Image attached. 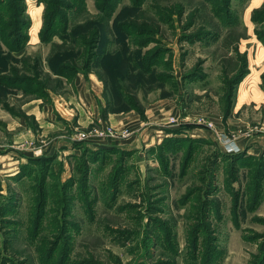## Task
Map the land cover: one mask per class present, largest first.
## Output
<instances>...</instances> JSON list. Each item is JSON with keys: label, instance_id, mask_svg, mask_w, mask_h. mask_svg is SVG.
Segmentation results:
<instances>
[{"label": "rangeland", "instance_id": "rangeland-1", "mask_svg": "<svg viewBox=\"0 0 264 264\" xmlns=\"http://www.w3.org/2000/svg\"><path fill=\"white\" fill-rule=\"evenodd\" d=\"M97 1L64 0L54 31L65 33V42L54 34L44 44L40 33L47 2L23 0L28 25L22 32L31 41L12 53L14 62L8 59L0 71L10 76L15 68L21 75L38 77L40 84H32L28 93L10 89L5 95L11 101L8 112L15 114L24 100L43 97V90L48 94L57 85L47 79L52 76L49 59L57 54L55 44L67 49L65 54L80 55L77 64L82 72L83 50L92 49L84 48L80 40H90L99 31L104 40L100 37L97 47L111 55L100 72L118 85L132 107L131 115L159 119L162 127L144 144L124 143L115 151L99 148L111 151L105 152V161L88 165L87 183L79 174L83 168L75 169L86 152L84 143L71 145L77 149L73 153L55 147L51 170L40 171L43 165H38L28 178L19 175L21 164L13 172L8 171L11 166L0 169V264H207L210 244L216 252L213 264H260L264 259V133H260L264 0H108L105 7ZM0 2V46L5 50L3 6L8 0ZM8 4L15 5L12 0ZM224 18L235 21L226 24ZM121 22L142 35L119 29ZM32 58H40L41 66L32 68ZM236 78L242 79L235 83ZM170 118L185 126L180 134L168 132L179 129L169 124ZM202 119L224 126V134L230 121L246 138L260 140V153L247 148L239 162L214 155L220 148L213 133L215 145L190 136L191 130L208 131L194 125ZM151 127L155 125H149V132ZM130 131L132 136L137 133ZM249 141L247 147L252 146ZM117 150L128 152L121 156V164ZM41 152H35L38 158L43 157ZM44 196L51 197L45 208L39 206ZM64 197L68 202L61 209L58 204ZM200 227L210 233L201 231L196 242L194 233ZM209 234L213 242L207 245ZM52 247L56 250L46 260Z\"/></svg>", "mask_w": 264, "mask_h": 264}, {"label": "crops", "instance_id": "crops-1", "mask_svg": "<svg viewBox=\"0 0 264 264\" xmlns=\"http://www.w3.org/2000/svg\"><path fill=\"white\" fill-rule=\"evenodd\" d=\"M15 56L18 57V54ZM48 94L47 99L24 100L21 106L16 107L15 114L8 112V108L3 105L11 104L9 98L1 96L3 104H0V169L2 172L8 166L12 167L8 171L13 172L18 170L20 164L26 163L27 159L38 158L35 154L36 149L42 151L43 157H51L52 151L59 146H63L66 152L77 151L70 147L79 143L76 139L78 133L87 132L95 125L125 126L135 129L137 133L128 140L114 141L115 143L112 144L108 143L111 142L109 140L90 138L84 142V145L92 150L108 146V148H115L124 143L144 144L152 132H157L155 129H158V126L162 127L158 123L159 119L156 120V118L147 121L129 112L115 114L107 110L104 84L95 71H89L86 74L77 73L70 82L63 79L57 90L53 89ZM11 97H18V95H11ZM145 115H149V111H146ZM147 119H150V116H147ZM152 124L155 127H151L152 131L149 132L148 127ZM226 129L229 131L228 135L236 134L235 144L239 149L238 153H242L247 148L260 153V140L253 139V136L249 135L246 138L244 133L237 131L239 128H235L230 121ZM218 130L226 132L224 126ZM190 132L192 138H211L215 145V140L210 137L212 133L209 131L196 129ZM245 141H249L252 146L247 147Z\"/></svg>", "mask_w": 264, "mask_h": 264}, {"label": "trees", "instance_id": "trees-1", "mask_svg": "<svg viewBox=\"0 0 264 264\" xmlns=\"http://www.w3.org/2000/svg\"><path fill=\"white\" fill-rule=\"evenodd\" d=\"M6 1V0H4ZM13 3L15 5H13L12 7H9L8 3H10V0H8L7 2V6L4 4L3 8H4V13L7 16V24H6V30H7V35H6V40H1L2 43H4L5 45V50L2 46H0V69L4 68V63L5 66L7 65V61L8 59L12 62H14V57L11 55L14 52H19L24 48V44L26 43V40L29 39V36L24 35L22 32V29L28 25V20L25 19L24 12H25V5L23 4V0H12ZM47 2V6L44 10L43 13V19H44V26L43 29L40 33V40L42 43L47 44L49 42H51V37L54 34H60L59 37H61L62 41L65 42V33L61 34L58 32H55V22L57 21L56 19H59L58 17L60 16V11L61 8H63V6H65V2L64 0H56L55 3H53V1L50 0H46ZM104 2V3H103ZM111 2V1H110ZM110 2L108 0H98L97 3L101 5H103L105 7L106 3L107 6L110 4ZM1 3V2H0ZM2 4H0L1 6ZM57 6V7H56ZM99 9V8H98ZM263 9H260V12H262ZM226 24L229 23H234V19L231 18H224ZM6 23V22H5ZM260 23H263V21H261ZM119 29H124L126 32H131V34H135V35H142V33H135L134 31H136L134 28H132V26H130L129 24H124V22L119 23L118 25ZM130 36V35H128ZM100 37H102V40H104V34H101L100 36V32L98 31L97 34L94 35V38L90 39V40H80L81 45L84 48H88L91 45V52H89V50H83V59H84V67L81 68L82 73H87L89 71H95L99 78L102 80L103 84H104V91H105V98H106V106H107V110H110L111 113H126V112H131L132 107L127 103V101L124 99L125 97L123 94L120 95L119 93V89H118V85L115 86L112 83V79H108L105 77L104 74H102L100 72V69H106L107 66L105 65L109 58H110V54H103V52L105 51V49H98L97 45L99 44V40ZM264 37V36H263ZM63 43V42H62ZM93 43V44H91ZM56 50H57V54H55L54 58L50 57L49 59V68L51 69V73L52 76H47V79L49 82H53L55 84H57L56 86L58 87L62 82L63 79L67 80L68 82H70L75 75L80 72L78 70V68L80 67L77 64V59L81 60L80 55H74L72 52L69 54H65L67 53V49H64L65 51H63V49H61L58 45L55 44ZM55 50V48H54ZM53 50V51H54ZM61 50V51H60ZM5 51V52H4ZM65 52V53H63ZM70 52V51H69ZM85 54V55H84ZM101 55V56H100ZM26 57V56H25ZM33 59V63L34 66H32V68H38L37 65L41 66V59L40 58H32ZM55 59V61H54ZM23 66L25 67L24 64H27V59L23 58ZM81 62V61H80ZM100 68V69H99ZM103 68V69H102ZM28 69H31V67H29ZM20 71L17 69H11L12 75H8V74H2V72L0 71V104H3V100H1V96H5L8 94V92L10 93V89L13 88H21L24 92L28 93L31 92L32 88V84L36 87H39L40 84V80L37 77H28V76H24L21 75L19 73ZM110 76V78L112 77V75H108ZM244 77L243 73H242V78ZM63 78V79H61ZM242 78H236L235 83H238ZM56 86L54 87V89H56ZM117 88V91L115 92L114 89ZM29 90V91H28ZM44 96L40 97V96H36V98H48V94L46 93V91L43 90ZM47 97V98H46ZM124 102V104L122 103ZM5 107L8 108V106L4 103L3 104ZM187 128V127H186ZM192 128V127H191ZM185 129V126H181L179 127V129L177 130H171L168 131L171 134H180L182 132V130ZM201 139V138H200ZM191 140V139H190ZM203 142L208 143V145H214L213 142L209 143L208 140L205 139H201ZM192 141V140H191ZM190 141V143H191ZM194 141V140H193ZM189 142V141H188ZM189 143V144H190ZM193 143V142H192ZM195 143V142H194ZM193 143V145H194ZM179 144V143H178ZM188 144V145H189ZM181 145V144H180ZM194 149V146L192 147ZM115 148H111L112 151ZM159 149H162V147H160ZM111 150H103V149H97V150H92L90 148H85V153L82 154V156L80 158L77 159L76 164V170L78 171L79 168H83V172H79V174H81L82 177V182L87 183L88 182V176L90 174V170L91 167H89V164H97L99 161L103 162L105 161L106 155L105 152H109ZM118 153H120V158L119 159V164H121L124 159L123 157L121 158V156H126L128 152H122V151H118ZM215 153H218L216 155L222 157L223 159H233L235 161L239 162V159H241L244 154L243 153H238V154H225L223 152H221L220 150H214L213 154L215 155ZM90 155V160L89 156ZM191 156L190 150H189V155L187 157V159H189ZM215 158V157H213ZM53 156L51 157H42V158H29L27 159L26 163L21 164V166L19 167L20 172L19 175L21 177H25L28 178L30 176L34 175L35 172V167H37L38 165L42 167V169H40V171L43 170H51V166L54 163L53 162ZM160 162L163 164V160H160ZM112 164H114V162H112ZM31 168V169H30ZM31 171H30V170ZM82 170V169H81ZM119 172H121L120 170H122L121 167L118 168ZM115 171V172H118ZM111 171V170H110ZM44 173V172H43ZM32 174V175H31ZM46 176V175H45ZM34 178V177H33ZM43 180H45V177L43 176ZM116 180V179H115ZM72 181H76V180H72ZM81 182V183H82ZM75 184V182H74ZM47 198H50V196H44L43 199V203H39V206H44V208L47 206ZM68 202V198H63L62 203H57L58 206L61 207V209H64L65 207V203L67 205ZM91 204V203H90ZM89 204V206H90ZM64 211V210H63ZM38 219V218H37ZM201 231L210 233V231L208 230L207 227L205 228H199L196 231V234L194 233V239L197 242L199 237L198 235L201 233ZM205 235V234H202ZM61 240V238H59V241ZM207 245L212 243L213 240L210 239V234L207 235V237L205 238ZM211 244L207 247L206 251H207V256L206 259L209 261H207V264H213V259L215 258L216 252L214 247H211ZM56 249L54 247H52L51 252L49 254V257L46 258V260H51L52 258V254ZM213 250V252L211 251ZM42 264H47L46 261H43ZM260 264H264V259H260Z\"/></svg>", "mask_w": 264, "mask_h": 264}, {"label": "built area", "instance_id": "built-area-1", "mask_svg": "<svg viewBox=\"0 0 264 264\" xmlns=\"http://www.w3.org/2000/svg\"><path fill=\"white\" fill-rule=\"evenodd\" d=\"M197 123V124H196ZM169 124L172 125V127H181L183 123L178 122L175 118L169 119ZM194 125L205 127L210 133H213V135L216 137V141L219 144L220 151L225 154H236L239 152L238 147L235 144L236 137L234 135H228L224 134L223 130L216 129V124H214L211 121H205L197 120V122L194 123ZM254 131H259L260 129H253ZM260 133H264V128H261ZM132 132L128 127H113L110 125H103V126H93L90 130L87 132H81L77 135L76 139L80 143H84L90 138H96L99 140H109V141H125L132 137ZM40 149H36L35 152L37 154L40 153Z\"/></svg>", "mask_w": 264, "mask_h": 264}, {"label": "water", "instance_id": "water-1", "mask_svg": "<svg viewBox=\"0 0 264 264\" xmlns=\"http://www.w3.org/2000/svg\"><path fill=\"white\" fill-rule=\"evenodd\" d=\"M141 171H142V176L144 177V175H145V168L144 167H141Z\"/></svg>", "mask_w": 264, "mask_h": 264}]
</instances>
